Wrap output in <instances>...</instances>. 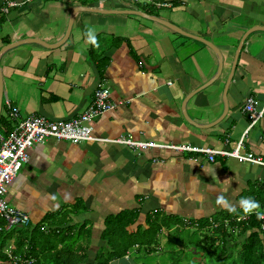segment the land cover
Instances as JSON below:
<instances>
[{
	"label": "crops",
	"instance_id": "obj_1",
	"mask_svg": "<svg viewBox=\"0 0 264 264\" xmlns=\"http://www.w3.org/2000/svg\"><path fill=\"white\" fill-rule=\"evenodd\" d=\"M10 1L16 4L9 6ZM160 1L168 6L148 0H0V134L7 135L15 124L9 103L23 116L41 114L42 108L44 116L61 118L83 101L82 112L94 100V91L88 96L85 92L96 69L100 86L110 89L117 104L94 121L97 136L132 134L138 140L230 150L248 130L242 150L264 158V116L251 124L242 110L250 96L259 108L264 106V0ZM140 7L213 42L222 53V69L215 51L200 40L146 17L118 12L145 11ZM72 15L64 44L35 42L62 40ZM86 26L95 27L98 48L87 42ZM29 152L30 161L14 178L7 198L30 214V231L12 234V228L0 235V264L8 262L2 260L3 253L17 264L13 250L20 235L29 240L37 230L53 233L55 227L63 237L85 224L95 253L106 244L101 236L106 218L120 212L134 210L136 220L127 227L131 232L152 223L160 231L184 223L199 229L198 220L219 212L244 219L238 203L242 197L258 201L264 212L262 164L53 137ZM221 194L236 206L235 213L216 204ZM37 236L41 240V233ZM151 238L153 244L156 238ZM35 241L37 257L45 262L53 244L49 239L47 245ZM138 248L135 244L136 252ZM130 254L111 264H132Z\"/></svg>",
	"mask_w": 264,
	"mask_h": 264
},
{
	"label": "trees",
	"instance_id": "obj_2",
	"mask_svg": "<svg viewBox=\"0 0 264 264\" xmlns=\"http://www.w3.org/2000/svg\"><path fill=\"white\" fill-rule=\"evenodd\" d=\"M140 8L148 13H153V11L149 10L148 8ZM2 120L3 118L1 119V123ZM261 207L263 206H260V210L257 211L262 212L263 210ZM219 213L220 214L211 218H201L198 220V224L200 225L199 230L203 228L208 230L207 236L201 238V241L199 242V244L202 246L200 250L203 252L201 260H203L204 257L211 256L214 253L217 254L213 255L217 258L216 261H213L212 263L205 262L204 264H264V219H257L255 211L251 214L245 215L244 219L242 217L231 216L230 214L222 215L221 212ZM49 218L50 214L47 216V219ZM135 220L136 216L134 214V210L129 212H120L116 215L108 216L105 221V229L101 235L102 239L106 241V244L101 246L95 253H93L90 249L92 242L89 237L90 234L85 232V224H81L80 227L75 228L78 229L76 233L67 232L65 235H63V237L60 238V228L55 227L53 234L59 239L61 246H56L54 250H50L51 255L48 259H45V262L42 261L41 257H37L38 252L34 247L36 244L34 235L30 234L29 240L26 239L25 234L20 235L17 240L16 248L13 250V252L15 257H19L21 260H23V262L21 263L20 260H16V263L111 264L112 261L126 256L135 244H138L139 248L137 251L140 254L149 256L153 252L158 251L159 248L152 245L150 242H147L149 246L146 245L144 249H142L140 244L145 242H137V240L140 238V232H130L127 228L131 223H134ZM149 225L152 232H156V230H158L157 228H159L158 225H154L153 223ZM15 228L12 229V234L19 231L21 233L23 231L20 230V228ZM29 228L30 227L28 226L27 231H30ZM144 235V238H148L147 236L149 234L145 233ZM241 237L243 239H241ZM114 239L127 240L128 242L127 244L117 243L114 242ZM26 240H28L27 246ZM150 240H152V238ZM208 240H210V244H214L213 248H210L211 250L203 245L204 242ZM169 241H171V237L169 238ZM25 248H27V250ZM197 250L199 251V248H197ZM172 251L174 252V255L171 257V262H173L172 264H182L187 257V252L190 251V249L188 246L178 249V246L176 245V248ZM177 253H179V256L175 257V254ZM3 254V257H1L3 258L2 260L5 259L4 261H8L7 263L3 264H12L10 263V256L6 253ZM191 254L193 256H197L199 253L196 254L191 252ZM91 255L93 256L94 260L91 259ZM32 256L35 258L31 263L24 262L26 259L28 260ZM136 264L148 263L139 262Z\"/></svg>",
	"mask_w": 264,
	"mask_h": 264
},
{
	"label": "built area",
	"instance_id": "obj_3",
	"mask_svg": "<svg viewBox=\"0 0 264 264\" xmlns=\"http://www.w3.org/2000/svg\"><path fill=\"white\" fill-rule=\"evenodd\" d=\"M147 1V0H145ZM156 2L160 7L168 3L160 0ZM10 1V5H15ZM10 105L9 117L14 121V127L7 134H0V235L12 228L22 225H31L32 218L29 213L12 205L7 198L9 188L25 163L30 161L29 150L36 144L43 143L53 137L59 140L72 142L100 141L126 144L135 149L141 148H168L179 152H196L208 156L214 161L217 155L234 157L240 161H247L264 165V158L252 152L243 151L244 136L233 149H214L212 147L193 145L188 143H159L156 141L138 140L132 134H123L115 138H103L94 133V121L109 110L117 107L111 100V91L107 87L98 86L94 91V100L82 112L68 120H53L41 114L21 115L17 106ZM244 113L250 117L251 124L264 116V106L259 108L257 100L250 96L243 108ZM243 158V159H241Z\"/></svg>",
	"mask_w": 264,
	"mask_h": 264
},
{
	"label": "rangeland",
	"instance_id": "obj_4",
	"mask_svg": "<svg viewBox=\"0 0 264 264\" xmlns=\"http://www.w3.org/2000/svg\"><path fill=\"white\" fill-rule=\"evenodd\" d=\"M62 210L63 209H60L59 211L62 212ZM57 223H58V221H57ZM50 227H52V225ZM27 228L28 227H23V228L20 227V230L27 231ZM132 228H133V230H137L136 225H133ZM144 228L145 229L147 228V230H145ZM38 232L41 233V235H42L41 240L37 236ZM145 233H147L151 237H154L157 239V241L155 239V241L152 245L158 247L159 249H158V251H155L151 255L148 256V255H144V254H140L139 252H136L135 245H134L132 247V249L130 250V252H131L130 256L132 257V261H133V263L135 262V264L139 263V262H145L148 264H172L173 262H171L172 261L171 257L174 255V252L172 250L176 248V245L178 246V249L185 248V246H188L190 249V251L187 252L188 253L187 257L183 261L182 264H191V263L204 264L205 262H211L212 263L213 261H216V259H217L215 256H213V255H217L214 253L211 256L204 257L203 260H201L203 252H202V250H200V248L202 246L199 244V242L201 241V238L206 237L207 233H208V230H205L204 228L201 230H199L197 228H188V226L185 225V223H184L180 227L173 228V229H169V227L165 226V228H163L162 231L159 230V232L156 231V233H152V230H150V225L149 224L147 226L144 225L143 228L141 229V232H140V236H139L140 238H139V240H137V242H140V241L145 242V243L140 244L142 249H144V247L146 245H148L147 242H152V240H150L151 237H149V235L147 236L148 238H146V237L144 238ZM33 235L37 241H45V243H44L45 245L48 244V239H49L51 241V243L53 244L50 250H54V248L56 246H58L57 244L59 243V239L56 238V236L53 233H50V230L47 232H43L42 229H41V231L37 230V232L34 233ZM170 237H171V241H169ZM59 238H60V236H59ZM241 239H243V238L241 237ZM69 242H70V240H69ZM114 242L127 244L128 241L127 240L114 239ZM132 243H133V241H132ZM210 243H211L210 240H208V241H205L203 245H205V247H208L209 249L213 248L214 244H210ZM197 248H199V251L197 250ZM95 249L96 248H93V250H95ZM191 252H194L196 254L199 253V254L197 256H193L191 254ZM177 256H179V253L175 254V257H177ZM234 257H236V256H234ZM17 260L21 261L20 258H18ZM230 260H232V259H230ZM127 261L130 262V260H127ZM146 261H148V262H146ZM118 262L120 263L121 261H118ZM124 264H128V263H124Z\"/></svg>",
	"mask_w": 264,
	"mask_h": 264
},
{
	"label": "water",
	"instance_id": "obj_5",
	"mask_svg": "<svg viewBox=\"0 0 264 264\" xmlns=\"http://www.w3.org/2000/svg\"><path fill=\"white\" fill-rule=\"evenodd\" d=\"M84 9V7H82ZM88 8V7H86ZM89 9H92V8H89ZM97 11H100V10H97ZM114 12H117L115 10H112ZM118 12H126V13H132V14H137V15H140V16H143V17H146L148 19H151V20H154V21H157V22H160L170 28H173L175 30H177L178 32H181L182 34H185L186 36H189V37H192V38H196L198 40H200L201 42L205 43L206 45H208L210 48H212L215 53L217 54V57H218V62H219V70L222 69V66H223V57H222V53L220 51V49L213 43L211 42L210 40H207L203 37H200V36H197V35H194L190 32H186L185 30H181L178 26L174 25L171 21H168L160 16H157L155 14H150V13H147L145 11H142V10H136V9H131V10H119ZM74 13V12H72ZM72 23H73V15L70 17V22H69V26H68V30L64 36V38H62V40L58 41L56 44L55 43H46L44 41H35V42H40V44H42L43 46H49V47H58V46H61L62 44L65 43V41L68 39L69 37V34H70V31L72 29ZM238 58V52H236V56H235V62L233 63V65L236 64V60ZM95 80L94 82L89 86V88L87 89V91L85 92V95L88 96V95H91L93 91H95L97 89V87L101 84V78L99 77L98 75V72L97 70L95 69ZM231 80V78H230ZM0 121H1V112H2V102H3V97H4V87H3V82H2V75L0 74ZM84 105L83 101L80 102L79 106L72 112L70 113L69 115L67 116H64V117H61V118H50V119H53V120H68L72 117H74L75 115L78 114L79 110L81 109V107ZM39 112L43 115H46L44 113V111L42 110V108L39 110ZM19 227H23L22 225H19Z\"/></svg>",
	"mask_w": 264,
	"mask_h": 264
},
{
	"label": "clouds",
	"instance_id": "obj_6",
	"mask_svg": "<svg viewBox=\"0 0 264 264\" xmlns=\"http://www.w3.org/2000/svg\"><path fill=\"white\" fill-rule=\"evenodd\" d=\"M84 34L86 35L87 42L89 44H91L93 47H96V48L99 47V42L96 36L95 27L86 26V31ZM222 191L226 192L227 189H223ZM238 203L245 215L251 214L255 211L257 219H264V212L257 211L260 208L259 202L253 199L252 197H242ZM216 204L223 207L230 213L236 212V206L233 205L223 194L217 196Z\"/></svg>",
	"mask_w": 264,
	"mask_h": 264
},
{
	"label": "bare ground",
	"instance_id": "obj_7",
	"mask_svg": "<svg viewBox=\"0 0 264 264\" xmlns=\"http://www.w3.org/2000/svg\"><path fill=\"white\" fill-rule=\"evenodd\" d=\"M168 6V5H167ZM167 6H161V7H167Z\"/></svg>",
	"mask_w": 264,
	"mask_h": 264
}]
</instances>
